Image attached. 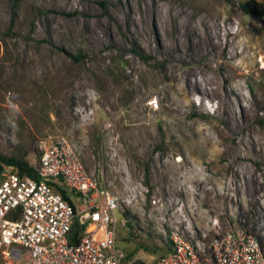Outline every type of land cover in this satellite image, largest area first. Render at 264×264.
Wrapping results in <instances>:
<instances>
[{
	"label": "rangeland",
	"instance_id": "374dc122",
	"mask_svg": "<svg viewBox=\"0 0 264 264\" xmlns=\"http://www.w3.org/2000/svg\"><path fill=\"white\" fill-rule=\"evenodd\" d=\"M52 133L116 196L128 256L171 228L264 252V0H0V153L32 166Z\"/></svg>",
	"mask_w": 264,
	"mask_h": 264
},
{
	"label": "built area",
	"instance_id": "2783aa9c",
	"mask_svg": "<svg viewBox=\"0 0 264 264\" xmlns=\"http://www.w3.org/2000/svg\"><path fill=\"white\" fill-rule=\"evenodd\" d=\"M32 167L35 178L0 166L4 264H264L259 239L232 228L202 244L171 228L168 249L152 261L128 256L115 240L116 196L86 169L65 135H45Z\"/></svg>",
	"mask_w": 264,
	"mask_h": 264
},
{
	"label": "trees",
	"instance_id": "16d2710c",
	"mask_svg": "<svg viewBox=\"0 0 264 264\" xmlns=\"http://www.w3.org/2000/svg\"><path fill=\"white\" fill-rule=\"evenodd\" d=\"M239 7L245 13H251V14H256V15L261 13V9L250 1L239 2ZM2 164L13 166V168L16 170L18 174H21V175L24 174V175H27L29 177H34V178L36 177L35 170L33 169V167L23 158L14 157L11 155L6 156L0 153V166ZM56 188L62 194L63 197H66L68 199L66 190L63 187L57 186Z\"/></svg>",
	"mask_w": 264,
	"mask_h": 264
},
{
	"label": "bare ground",
	"instance_id": "6f19581e",
	"mask_svg": "<svg viewBox=\"0 0 264 264\" xmlns=\"http://www.w3.org/2000/svg\"><path fill=\"white\" fill-rule=\"evenodd\" d=\"M197 88V87H196Z\"/></svg>",
	"mask_w": 264,
	"mask_h": 264
}]
</instances>
